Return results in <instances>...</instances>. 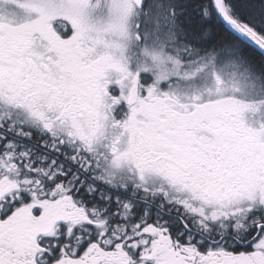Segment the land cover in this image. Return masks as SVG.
<instances>
[{
    "label": "snow or ice",
    "instance_id": "snow-or-ice-1",
    "mask_svg": "<svg viewBox=\"0 0 264 264\" xmlns=\"http://www.w3.org/2000/svg\"><path fill=\"white\" fill-rule=\"evenodd\" d=\"M0 264H264V0H0Z\"/></svg>",
    "mask_w": 264,
    "mask_h": 264
}]
</instances>
